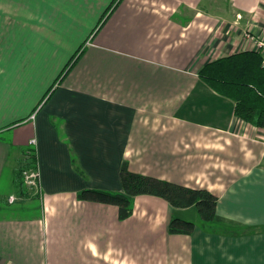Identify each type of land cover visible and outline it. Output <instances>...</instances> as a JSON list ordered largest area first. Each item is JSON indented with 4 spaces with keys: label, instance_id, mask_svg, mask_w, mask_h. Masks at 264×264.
Returning a JSON list of instances; mask_svg holds the SVG:
<instances>
[{
    "label": "crops",
    "instance_id": "crops-1",
    "mask_svg": "<svg viewBox=\"0 0 264 264\" xmlns=\"http://www.w3.org/2000/svg\"><path fill=\"white\" fill-rule=\"evenodd\" d=\"M249 30L264 40V0H0V264H264V130L198 76L257 51ZM32 139L41 191L16 202L2 183ZM125 162L210 191L238 227L78 199L120 192ZM176 216L192 235L169 233Z\"/></svg>",
    "mask_w": 264,
    "mask_h": 264
},
{
    "label": "trees",
    "instance_id": "trees-1",
    "mask_svg": "<svg viewBox=\"0 0 264 264\" xmlns=\"http://www.w3.org/2000/svg\"><path fill=\"white\" fill-rule=\"evenodd\" d=\"M83 52L82 49L76 61ZM70 70L71 68L68 72ZM198 76L218 95L234 103L236 117L264 130V64L258 51H244L207 63L199 71ZM20 150L23 158L17 159L16 188L18 194L25 199H34L41 191L38 155L35 148L30 146ZM30 171L36 177L35 184L29 192L25 186V178L26 173ZM121 184L120 192L83 190L77 197L84 202L116 206L120 221L133 216L137 197L150 196L166 201L174 209L195 207L204 224L238 227L235 222L222 218L218 214L219 198L206 189L191 188L133 173L127 162L122 166ZM195 229L196 225L193 222L178 217H173L169 225L171 235H192Z\"/></svg>",
    "mask_w": 264,
    "mask_h": 264
},
{
    "label": "rangeland",
    "instance_id": "rangeland-1",
    "mask_svg": "<svg viewBox=\"0 0 264 264\" xmlns=\"http://www.w3.org/2000/svg\"><path fill=\"white\" fill-rule=\"evenodd\" d=\"M257 23L256 22H252V23H250V25H252V26H255ZM253 31L252 30H249L247 33H246V35L247 36H250L251 38H254L256 41H258V42H261V41H264V40H262V39H260V38H258L256 35H254L253 33H252ZM248 38V37H247ZM250 39V38H249ZM253 39V40H254ZM73 65H74V63L72 64V66H71V68L73 67ZM69 70V69H68ZM32 141H35V144H33V142ZM36 146V140L35 139H32L31 141H30V147H35ZM21 152V151H20ZM22 154V153H21ZM19 157V159L20 158H23V155L21 156H18ZM13 166H16V164H12ZM34 180H35V177H34V174H32L31 173V171L30 172H27L26 173V178H25V183H26V189H27V191H31V189H32V187L34 186ZM17 187V182L15 183V187L13 188V189H11V190H8L7 188H6V183L4 184V183H2V192L3 193H7V191L9 192V193H11V192H14V200L17 202V199H20V200H18V201H21V202H25V200H29V199H25L23 196H21V195H19L18 194V189L16 188ZM7 190V191H6ZM16 193V194H15ZM13 194V193H12ZM176 217H178V216H176ZM178 218H180V217H178ZM186 221H188V220H186ZM191 222H193V221H191ZM194 223V222H193Z\"/></svg>",
    "mask_w": 264,
    "mask_h": 264
},
{
    "label": "built area",
    "instance_id": "built-area-1",
    "mask_svg": "<svg viewBox=\"0 0 264 264\" xmlns=\"http://www.w3.org/2000/svg\"><path fill=\"white\" fill-rule=\"evenodd\" d=\"M257 44H258V50L257 51L261 54L262 59H263V64H264V41H261V42L257 41ZM32 142H33V144H35V141H32ZM34 177H36V175H34Z\"/></svg>",
    "mask_w": 264,
    "mask_h": 264
}]
</instances>
